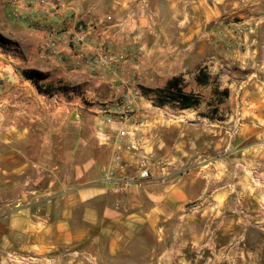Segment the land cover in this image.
<instances>
[{"label": "crops", "instance_id": "crops-1", "mask_svg": "<svg viewBox=\"0 0 264 264\" xmlns=\"http://www.w3.org/2000/svg\"><path fill=\"white\" fill-rule=\"evenodd\" d=\"M46 1L16 27L10 48L0 51V264H218L215 250L189 242L196 231L186 225L190 190L203 186L202 170L213 173L217 163L202 159L190 174H180L186 159L177 161L164 149L177 165L128 184L137 155L106 120L123 114L126 96L136 125L132 117L125 123L135 129L158 124L156 107L180 114L177 127L179 117L193 116L200 141L226 139L219 123L230 121V139L241 141L231 154L264 162V149L248 143L264 141V0ZM78 26L85 32L79 43ZM52 30L54 55L42 46ZM110 55L117 63L107 68ZM27 70L46 78L35 83ZM201 70L210 83L196 82ZM178 76L182 92L198 97L196 105L180 109L164 93L167 81ZM40 82L55 91L46 93ZM215 86L229 95L210 105L221 119L206 123L201 94L214 98ZM137 137L146 138L145 151H156L155 129ZM174 147V155H192ZM213 150L217 146L210 155ZM243 162L244 171L264 173L263 162ZM243 195L250 199L251 191ZM214 200L220 203L218 196ZM233 215L221 217L229 221L221 229L229 236L237 232ZM249 218L242 213L243 221ZM253 231L246 230L242 247L232 248L233 264H264V237Z\"/></svg>", "mask_w": 264, "mask_h": 264}, {"label": "rangeland", "instance_id": "rangeland-1", "mask_svg": "<svg viewBox=\"0 0 264 264\" xmlns=\"http://www.w3.org/2000/svg\"><path fill=\"white\" fill-rule=\"evenodd\" d=\"M8 11L9 6L7 0H0V51L4 49L3 47H5V45L8 49L10 48L14 40L12 38L14 30L17 26H22L20 23L22 21L13 20L8 16ZM39 85H41L44 89H50L53 92L56 89L54 85L45 82H40ZM133 94L134 93H131V96H133ZM131 98L132 97H130V99ZM201 98L204 102H206V105L201 110L202 112H200L201 115H206L208 117L206 123L213 122L212 119L214 117L221 119L223 113L212 106L215 105V102H220L225 98H222L221 100H219V97L217 96L213 98L209 91L203 92V94H201ZM115 103L119 104V100H116ZM132 104L131 109L133 112L129 116L133 118L132 125H136V110L134 106L132 107ZM211 104L212 106H210ZM207 105L210 107L207 108ZM116 106L118 107V105ZM118 111L119 110H115V113ZM178 115L180 114L172 115L171 113H168L167 109L163 110L156 107L154 108V117H156V120H159V122L154 128H150L149 125L147 126L146 124L140 125V123H138L137 125L144 129V131H142L140 127L139 129L131 127L132 125L128 127V123L121 125V127H124V129L129 131L130 142L128 147L137 155L136 162L132 167L134 173L130 175V178L137 175L139 168L138 161L141 159H145L147 161L148 168L152 173H154L153 170H157L165 166L173 167L174 164L177 165L176 162L178 160L183 161L186 159V161L183 162L186 163V165L180 168V170H182L180 171V174H190L189 171L197 169L194 165L202 159L206 161L210 160L209 162L204 163L205 165H209L210 162H216L217 164L215 165L213 173L209 172V168L207 171L202 170L203 186H199L196 183L197 185L190 190V194L193 195L194 200L187 203L186 211L190 214V216H188V219L186 220V225L188 228L193 227L196 231L195 237L191 236V233L188 235L190 238L189 242L196 240V242L202 244L204 249L215 250L216 255L219 257L218 259L220 260L218 264H233L234 260L230 257L231 254H233L232 248L235 246L242 247V245L246 243V230L252 229L254 230L253 233H261L264 237V173L259 170L253 171L252 169L255 168H249L251 169V172L244 171L242 168L244 163L243 159L246 160V162L247 159H249L251 167L258 166V164L263 161L261 162L259 160V156H256L255 158L250 155L244 156L241 152L237 153V151L232 152L235 153L234 155L231 154L233 146H237V144H240L241 141L240 143H237V141L235 143L232 138L230 139V121L227 123H219L220 126L225 127V129H222L223 131L227 130V134L225 133L227 136L226 139H222V137H220L222 135L220 134V136L218 135L220 138L213 139L215 141H210L209 137L203 138V141H200L201 138L199 135L201 131L195 125L193 116H184V118L179 117L181 120L179 122L180 125L177 127L174 123L176 122ZM165 117H168L170 121L165 119ZM233 126L237 129L240 124L233 123ZM233 126L231 127L232 129H234ZM146 128H149L150 131L146 132ZM154 129L156 137L155 140L159 141L157 143L158 147L156 145V151L153 152L151 150L148 152L145 151L144 148V145L147 143V141H145L146 138L138 139L137 132L139 131L140 135L146 137L148 133L152 134ZM179 134H183V136H180ZM248 143L252 144L249 145L250 147H262L264 149V141L250 140ZM162 144L163 146H161ZM175 144L183 146V148L187 149V151L192 153V155L187 158L186 156L182 157L174 155L173 152H175V150L172 151V149H175ZM216 146L217 150H213V155H210V149H214ZM164 149L171 150V157L173 155V158L177 160H175L176 162L174 161V164L169 162L168 158L171 157H169V155H165L166 153H164ZM201 152H206V154L203 155ZM204 169H206V167ZM151 172L150 176L152 174ZM244 181H246V188L243 187ZM250 191L251 198H246L245 200L243 194ZM252 195L257 198H252ZM214 196L219 197V204L214 200ZM227 199L230 200V205L226 204ZM221 202H224V204ZM243 212L250 213L249 220L243 221ZM212 213H216L218 216L211 218L210 214ZM225 213H233V217H236L234 221H230L231 226H233L235 231H237L233 236H229L221 231L223 225H226L229 222L226 219H221V217H223L222 214ZM187 231H189V229ZM172 236L174 235H172L171 230L170 240L173 241V239H171ZM133 254L137 255L140 254V252L135 251ZM209 256H211L210 253ZM140 257H143L142 253L140 254ZM205 264L212 263L206 260Z\"/></svg>", "mask_w": 264, "mask_h": 264}, {"label": "built area", "instance_id": "built-area-1", "mask_svg": "<svg viewBox=\"0 0 264 264\" xmlns=\"http://www.w3.org/2000/svg\"><path fill=\"white\" fill-rule=\"evenodd\" d=\"M7 2L9 6V17L15 21H26L29 18L30 11H36L37 9L36 12H38V9H42L47 6L46 0H7ZM77 30L79 35L77 43H79L84 39L85 32L81 26H78ZM56 35L57 32L52 30L51 33L47 34L42 45L46 50H49L52 55L56 54ZM104 63L106 64L107 68H110L116 65L117 59L115 56L110 55L106 57ZM127 99L128 97L126 96H123L122 98V105H124L122 106L123 114L106 120V123L111 127V130L116 132L118 137L123 139L130 138V133L128 130L124 129V127H121V125L124 124L126 120H131V116L129 115L133 112L131 109L132 103ZM116 105H118V103H115V106ZM102 108L103 111L108 110V107L105 105ZM138 166L139 168L137 175L135 177L129 178L128 184H135L138 182V180H146L150 177L151 170L148 168V164L145 159L138 161Z\"/></svg>", "mask_w": 264, "mask_h": 264}, {"label": "trees", "instance_id": "trees-1", "mask_svg": "<svg viewBox=\"0 0 264 264\" xmlns=\"http://www.w3.org/2000/svg\"><path fill=\"white\" fill-rule=\"evenodd\" d=\"M25 75L26 77L30 78L35 83L46 78L45 74L38 72L36 70H27L25 71ZM195 80L198 84L206 85L210 83L211 78L201 70L196 75ZM182 84H183V79L181 76L174 77L170 79L169 81H167V83L165 84L163 88V91L165 94L168 95V98L170 100L177 102L178 107L180 109H186L193 105H196L198 103V97L193 94L183 93ZM45 92L48 94H51L50 89H45ZM213 94L219 97V100H221L222 98H227L229 95V92L227 89H223L220 91L218 87L215 86L213 89Z\"/></svg>", "mask_w": 264, "mask_h": 264}]
</instances>
